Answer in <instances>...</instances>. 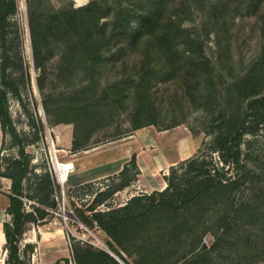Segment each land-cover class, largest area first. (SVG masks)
Returning <instances> with one entry per match:
<instances>
[{"label":"rangeland","instance_id":"obj_1","mask_svg":"<svg viewBox=\"0 0 264 264\" xmlns=\"http://www.w3.org/2000/svg\"><path fill=\"white\" fill-rule=\"evenodd\" d=\"M0 1V84L12 121L3 129L1 153L6 164L10 158L21 157V149L31 160L21 196L23 222L15 230L12 214L9 223L21 247L18 264H30L34 249L21 243L29 237L30 225L37 223L28 220V212L40 223L64 226L75 255L87 247L106 250L122 264H264V254L258 252L264 237L247 223L239 228L242 241L229 236L220 243L217 235L223 229L217 223L203 233L184 229L180 241H169L163 237L165 231L152 228L160 224L149 223V241L144 246H151L160 256L145 255V247L130 238L122 249L95 212L119 207L143 194L155 193L158 200L162 196L156 191L164 190L168 181L162 190L129 197L125 189L138 181L140 173L131 163L123 174L75 188L60 180L58 168V162H68L72 153L133 137L149 141L146 135L156 133L168 139L180 135L193 143L186 155L180 151L182 143L175 140L160 146L167 158H175L177 149L180 157H186L160 171L176 183H193L191 173L200 166L193 170L185 163L199 154L201 160L210 162L205 169L213 173L224 166L222 172L235 177L252 169L253 174L262 172L264 179V122L256 131L242 135L239 164H224L222 151L215 147L222 132L217 124L224 114L244 117L246 126L259 120L261 103H251L264 94V0H84L82 5L78 3L82 0ZM139 32L144 35L136 39ZM149 37L154 41L151 47L146 44ZM158 50L168 55L165 63L162 60L168 64L162 74L154 66L153 52ZM171 54L176 61L168 63ZM197 64L205 67L201 75L193 74L195 79H191V73L185 79L180 69L192 72ZM257 65V76L263 72V81L245 87ZM210 66L215 68L211 82L206 70ZM187 96L190 105L182 102ZM178 127L190 134L175 132ZM46 174L52 185L45 182ZM117 188L122 189L114 193ZM248 193L241 187L230 201L239 203ZM199 233L203 235L200 243ZM247 236L252 238L250 245ZM192 248L201 255L185 256ZM9 258L8 251L5 264H10Z\"/></svg>","mask_w":264,"mask_h":264},{"label":"trees","instance_id":"obj_2","mask_svg":"<svg viewBox=\"0 0 264 264\" xmlns=\"http://www.w3.org/2000/svg\"><path fill=\"white\" fill-rule=\"evenodd\" d=\"M143 35L144 34H142V32H139L136 35V39L142 38ZM161 37L162 33L160 34V39ZM146 44L151 47L154 44L153 39L149 37ZM153 54L156 56V65L154 64V66H157V71H161L159 73L162 74V72L166 71L164 70L165 65H168L164 64L166 62H164V59L168 55L165 56V51L163 53V51L159 50L157 52H153ZM171 56L173 59H169L168 63H170L171 60L176 61L173 54H171ZM179 56L180 54L178 53L176 55V59ZM193 57L195 58V56ZM207 62L209 63V60H206V63ZM202 66L205 68L203 64H197L192 72H188L187 67H183L180 71L185 74V79H187L191 73L192 75L194 74L200 76ZM257 68L258 65L253 67L249 72V75L246 78L248 84L245 85V87H249L250 85L257 86L261 83V81H263V72H261L260 76H257ZM214 69L215 68L211 66L206 69L208 70L210 82L214 76ZM194 75L191 79H195ZM253 78L256 80H253ZM184 81L187 82L188 80ZM178 85L183 87L182 82ZM178 85L175 89L177 93L179 89ZM173 94L176 93L174 92ZM256 95L257 94L254 93L249 98L254 99ZM188 99V96L183 98V104L189 103L190 101H188ZM253 101L254 102L251 103V106L256 101L261 103V111L257 113L259 120L256 125L246 126L247 121L244 117H241L240 115L239 117H230L228 114H224V120L220 124H217V126L222 129V132L216 137L215 147H217V150L220 153L222 151L221 155L224 157V164H228L229 161H231L230 163L239 164L241 159L240 146L242 142V135L246 131H256L260 123L264 122V119L261 118V116H264V94ZM190 104L191 103L188 105ZM0 119L4 130L8 124L12 125L7 106L6 92L1 84ZM184 120L185 119L183 118V121ZM12 129L14 130L13 127ZM20 153L21 157L10 158L7 161L8 164L6 167V174L13 180L12 189L14 194L11 195L10 212L13 214L15 230L20 228L25 215L23 212V201L21 196L24 194V180L31 167V160L26 155L24 149H21ZM199 156L200 154L187 159L185 163L193 170L200 166V169L197 170L198 172L191 173L192 175L190 176V179L193 183L183 185L182 182L176 183L174 182V179L166 177L168 186L162 191H156L157 194L162 196L158 200L155 199V193L148 195L143 194L141 196H133L126 204L119 207L111 208L108 211L100 210L95 212V216L99 218L100 224L108 232L110 237L113 238V240L120 247H122V249H125V239L130 238L134 242L139 243L140 245L142 244L141 248L145 247V251L142 252L145 255L152 256V258L154 256H160L158 251L153 249L151 246H144L145 242L149 241V238L147 239L146 237V234L149 232L146 227L149 223L160 224V226L152 225V228L165 231L163 237H168L169 241H180V239L184 238L181 233L184 229L190 228L193 231H202V233L208 231V227L211 223H217L218 227L223 229L221 234L217 235L218 243L226 240L229 236H234L237 241H242L240 237L243 238V236H241L239 228L244 223H247L249 226L256 227L260 232V236L264 237V179L262 178V172H259V174H253L254 171L252 169H248L247 171L245 170V173L241 174L240 172V174L238 173L235 177H231V175L227 174V171L222 172L224 171L223 166L217 168L218 170L215 169V173H213L205 169V166L209 165L210 162L208 163L206 160H201ZM130 163L133 164L135 168L138 167L135 155L120 174L125 173V171L129 169ZM246 166L247 165L244 164V168H246ZM45 177V182H47L48 185H52L51 176L46 174ZM90 184L91 183H87V185ZM241 187L249 191L248 196L239 203L235 202L234 199L230 201L232 194H234V192ZM121 189L122 188L115 189L114 193ZM53 204H57V202L53 201ZM28 213L29 214H26V216H28V220L37 223L39 222V218L30 216L32 215L31 212ZM104 216H106V218ZM41 218L44 219V216ZM9 227L10 224L7 223L6 232L8 238V249L10 252V258L8 260L10 264H18L19 245L17 243V239L11 235L12 233ZM233 232L235 233L234 235ZM251 236H247V245L252 243L250 242L252 239L250 238ZM202 237L203 235L199 233L197 240L198 243L202 242ZM113 244L114 243L112 242L111 245ZM86 248L81 247L77 250L76 255L75 250L73 249L77 264H122L114 255L106 250ZM194 250L195 248L190 249L186 252L185 256L193 253ZM258 252L264 254V246L260 248ZM118 255L125 260L122 253L118 252ZM193 255L194 258H197L201 254L196 252L193 253Z\"/></svg>","mask_w":264,"mask_h":264},{"label":"crops","instance_id":"obj_3","mask_svg":"<svg viewBox=\"0 0 264 264\" xmlns=\"http://www.w3.org/2000/svg\"><path fill=\"white\" fill-rule=\"evenodd\" d=\"M174 130L178 133L190 134L188 130L180 127ZM167 136L158 135L149 141L142 137H133L83 152L72 153L67 159L68 163L71 164L66 178L67 187L75 188L115 177L123 171L136 154L140 173L138 181L132 183L127 190L125 189L130 194L129 197L135 195V192L164 189L167 186V180L164 177L167 173L161 174V170H166L163 166L170 167L175 161L186 158L180 157L178 149L175 158L166 157L163 148L160 146L166 147L172 144V142H168ZM3 137L4 130L0 119V264H5L9 251L6 224L11 221V195L14 194L13 180L6 174L7 164L1 153ZM150 143L152 145L148 147L147 145ZM28 233L29 237L24 238V242L21 243L24 247L28 244L34 248L30 257V264H77L73 247L71 250L64 226L53 222L34 223L30 225ZM20 249L21 247H19V257Z\"/></svg>","mask_w":264,"mask_h":264},{"label":"bare ground","instance_id":"obj_4","mask_svg":"<svg viewBox=\"0 0 264 264\" xmlns=\"http://www.w3.org/2000/svg\"><path fill=\"white\" fill-rule=\"evenodd\" d=\"M80 1V0H79ZM80 5H82V3H84V0L78 2ZM146 136H148V139H153L154 137H158V134L156 133H151V135L147 134ZM153 136V137H151ZM171 138V139H170ZM169 139L167 138L168 142H170V140H175L177 141L178 143L180 142V144L182 143L181 147H180V151L183 153V154H188L190 153L192 150H193V143L189 140V138L185 139L183 136H171ZM159 142H161V140H159ZM162 143V142H161ZM179 144V146H180ZM71 165L70 163L68 162H61L59 161L58 162V168H59V173H60V180L61 181H65L66 178H67V175H68V166Z\"/></svg>","mask_w":264,"mask_h":264},{"label":"built area","instance_id":"obj_5","mask_svg":"<svg viewBox=\"0 0 264 264\" xmlns=\"http://www.w3.org/2000/svg\"><path fill=\"white\" fill-rule=\"evenodd\" d=\"M72 233H73V236H74L77 240H81V239H82L81 241H84V238H81V236H79V235L76 236L77 234L75 235L74 232H72ZM68 234H69V232H68ZM75 238H74V239H75ZM94 243H95V242H94ZM95 244H96V243H95Z\"/></svg>","mask_w":264,"mask_h":264}]
</instances>
